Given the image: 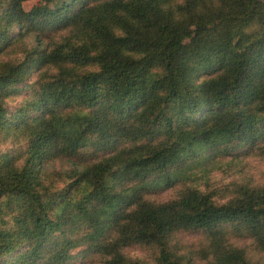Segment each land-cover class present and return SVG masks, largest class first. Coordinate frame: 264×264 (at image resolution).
<instances>
[{"label": "trees", "instance_id": "obj_1", "mask_svg": "<svg viewBox=\"0 0 264 264\" xmlns=\"http://www.w3.org/2000/svg\"><path fill=\"white\" fill-rule=\"evenodd\" d=\"M23 1L0 0V264H264V181L149 195L264 157V0Z\"/></svg>", "mask_w": 264, "mask_h": 264}, {"label": "rangeland", "instance_id": "obj_2", "mask_svg": "<svg viewBox=\"0 0 264 264\" xmlns=\"http://www.w3.org/2000/svg\"><path fill=\"white\" fill-rule=\"evenodd\" d=\"M41 0H25L22 2L24 8L32 7L38 4ZM12 51L5 52L0 54V59L11 57ZM35 72L30 73L25 81H30L34 78ZM24 93H20L16 96H13L7 99V105L13 106L23 97ZM207 155V152L206 154ZM64 165L60 161H53L51 164L46 165V168L51 167H63ZM240 178L253 180L255 182L264 181V157L256 153L248 155H239V156H224L216 157L214 160H201L199 163L194 165L193 172L186 178L181 179L180 181L174 183L172 186L167 188L151 192L149 195L151 198L158 200H163L168 198L183 184L190 183H199L204 184L206 182L209 187H219L223 184L225 185L227 181L237 180ZM200 236L198 231H179L177 233V238L181 241V247L190 248L195 247L197 239ZM235 238V237H234ZM232 238L231 241L237 244H244L248 242L247 238ZM189 245V246H188ZM183 248H180L183 251ZM127 252L133 255H138L141 258L148 259L149 254L148 250L140 247L133 246L126 249ZM256 259L262 260L264 257L260 256L257 252H251ZM194 264H201V261L194 260ZM71 264H101L98 260V257L93 254H86L84 256L75 258L72 260Z\"/></svg>", "mask_w": 264, "mask_h": 264}]
</instances>
